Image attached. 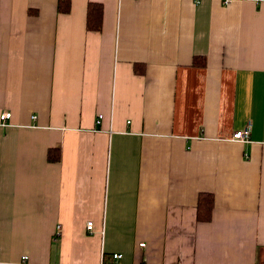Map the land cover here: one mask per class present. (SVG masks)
Instances as JSON below:
<instances>
[{"label":"crops","instance_id":"crops-1","mask_svg":"<svg viewBox=\"0 0 264 264\" xmlns=\"http://www.w3.org/2000/svg\"><path fill=\"white\" fill-rule=\"evenodd\" d=\"M59 2L0 0V264H264V0Z\"/></svg>","mask_w":264,"mask_h":264},{"label":"trees","instance_id":"trees-1","mask_svg":"<svg viewBox=\"0 0 264 264\" xmlns=\"http://www.w3.org/2000/svg\"><path fill=\"white\" fill-rule=\"evenodd\" d=\"M59 10L68 13L70 10V0H60ZM103 7L98 3H89L87 9V29L99 32L102 30ZM194 65L205 67L204 57L196 58ZM214 208V197L212 194L202 193L198 199V220L209 221L212 218Z\"/></svg>","mask_w":264,"mask_h":264},{"label":"built area","instance_id":"built-area-1","mask_svg":"<svg viewBox=\"0 0 264 264\" xmlns=\"http://www.w3.org/2000/svg\"><path fill=\"white\" fill-rule=\"evenodd\" d=\"M225 4L228 5L231 3V0H224ZM12 114L10 112H4L3 114L0 115V120H1V125L2 126H7V121L11 118ZM103 116L99 115L98 116V124L101 123ZM251 129H252V124L249 123L248 126L243 129V130H239L236 131L233 135V139L240 141V142H247L250 139V135H251ZM58 236H60V227L58 228ZM87 229L92 232L94 229V223L92 221L87 223ZM122 256L120 254H115L114 255V259H120ZM24 263L25 261H28L29 258L28 257H23Z\"/></svg>","mask_w":264,"mask_h":264}]
</instances>
